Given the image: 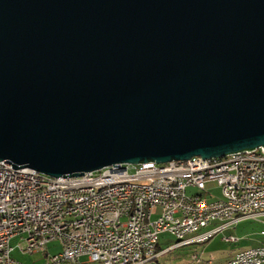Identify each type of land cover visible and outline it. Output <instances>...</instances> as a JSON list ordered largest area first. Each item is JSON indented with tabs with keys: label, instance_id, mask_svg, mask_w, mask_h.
<instances>
[{
	"label": "water",
	"instance_id": "1",
	"mask_svg": "<svg viewBox=\"0 0 264 264\" xmlns=\"http://www.w3.org/2000/svg\"><path fill=\"white\" fill-rule=\"evenodd\" d=\"M264 149V0H0V160L52 177Z\"/></svg>",
	"mask_w": 264,
	"mask_h": 264
},
{
	"label": "built area",
	"instance_id": "2",
	"mask_svg": "<svg viewBox=\"0 0 264 264\" xmlns=\"http://www.w3.org/2000/svg\"><path fill=\"white\" fill-rule=\"evenodd\" d=\"M130 165L56 178L0 162V264H86L83 256L100 264H150L174 247L206 242L241 219L264 214L263 148L233 153L231 159L196 155L178 163L148 161L132 165V173ZM108 178L140 180L141 189L97 192L100 180ZM145 180H152V187H145ZM225 180L245 183L246 191H222ZM213 182L220 195L209 199ZM191 188L200 192L189 193ZM81 196H88V203H81ZM238 204L246 205L243 215H233ZM213 221L222 223L201 232ZM29 232H36V239H29ZM165 232L177 242L161 249ZM187 234H194V241H187ZM15 237L24 254L45 252L47 260L14 258ZM52 242L62 246L56 254L48 253ZM129 244H138V252H127ZM194 259L199 261L197 255ZM229 264H264V246L243 250V257L233 256Z\"/></svg>",
	"mask_w": 264,
	"mask_h": 264
},
{
	"label": "rangeland",
	"instance_id": "3",
	"mask_svg": "<svg viewBox=\"0 0 264 264\" xmlns=\"http://www.w3.org/2000/svg\"><path fill=\"white\" fill-rule=\"evenodd\" d=\"M233 155V154H232ZM231 156V155H229ZM224 156V157H229ZM222 158V157H219ZM178 161V160H174ZM135 168L130 165L129 171L134 172ZM208 190L211 191L212 196L207 195L209 199H214L220 195V187L216 183L208 184ZM200 192L198 189L191 188L189 193ZM206 196V194H204ZM157 214H155L156 216ZM264 219L249 218L243 219L240 223L224 228L216 232L212 237L201 243H192L186 246L174 247L166 252L163 256L153 260L150 264H207L208 260L222 261L224 257H233L236 253L252 247L264 246ZM222 222L213 221L201 232L208 231L220 225ZM233 237L235 240H230ZM177 242V238L170 232L162 233L160 236V248L166 249L173 246ZM19 238L12 240V256L22 262L43 263L47 257L42 252H35L31 254H24L19 248ZM62 249L59 242H52L48 245V253L56 254ZM194 255L199 257V261L194 259ZM230 257V258H231ZM81 260L86 261L87 256H83ZM93 264H100L93 262Z\"/></svg>",
	"mask_w": 264,
	"mask_h": 264
},
{
	"label": "bare ground",
	"instance_id": "4",
	"mask_svg": "<svg viewBox=\"0 0 264 264\" xmlns=\"http://www.w3.org/2000/svg\"><path fill=\"white\" fill-rule=\"evenodd\" d=\"M230 155L231 156L228 155L229 157H222L220 159H231L233 155ZM3 161L4 160H0V162ZM171 163H178V161L172 160ZM145 187H152V180H145ZM111 189H141V181L108 178L100 180L97 184V192H107ZM230 190L246 191V184L240 183L239 180H225L222 184V191ZM81 203H88V196H81ZM245 212V204L234 205L233 215H243ZM29 239H36V232H29ZM187 241H194V234H187ZM127 252H138V244L127 245ZM234 257H243V251H240ZM227 264H229V261Z\"/></svg>",
	"mask_w": 264,
	"mask_h": 264
},
{
	"label": "crops",
	"instance_id": "5",
	"mask_svg": "<svg viewBox=\"0 0 264 264\" xmlns=\"http://www.w3.org/2000/svg\"><path fill=\"white\" fill-rule=\"evenodd\" d=\"M264 219V214H262L260 217H258L257 219ZM247 220H249V218H246ZM243 219H241V220H239L236 224H238V223H240L241 221H242ZM262 223L264 224V221H262ZM236 224H234V225H236ZM234 225H230V226H227V227H225V229L226 228H229V227H232V226H234ZM224 229V228H223ZM15 238H18V237H15ZM14 238V239H15ZM190 245V244H189ZM184 246H186V245H184ZM42 253H44L45 254V256H46V253L45 252H42ZM165 254V253H164ZM163 254V255H164ZM237 254V253H236ZM235 254V255H236ZM163 255H161V256H163ZM234 255V256H235ZM231 257V256H230ZM230 257H224L223 258V260L222 261H219L218 263H216V261L214 260V261H212V260H208L206 263L207 264H227L228 263V261H229V259H230ZM82 258V257H81ZM81 260V259H80ZM82 262H85L86 264H93V262H90L89 261V259H88V257H87V260L86 261H83V260H81ZM61 264H70L69 262H62Z\"/></svg>",
	"mask_w": 264,
	"mask_h": 264
}]
</instances>
